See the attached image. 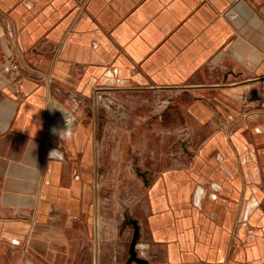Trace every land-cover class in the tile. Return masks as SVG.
<instances>
[{
    "label": "crops",
    "instance_id": "0c3cea01",
    "mask_svg": "<svg viewBox=\"0 0 264 264\" xmlns=\"http://www.w3.org/2000/svg\"><path fill=\"white\" fill-rule=\"evenodd\" d=\"M127 217L149 264H264V0H0V264H127Z\"/></svg>",
    "mask_w": 264,
    "mask_h": 264
},
{
    "label": "clouds",
    "instance_id": "9594fccd",
    "mask_svg": "<svg viewBox=\"0 0 264 264\" xmlns=\"http://www.w3.org/2000/svg\"><path fill=\"white\" fill-rule=\"evenodd\" d=\"M51 111L59 110L63 114L65 120V126L63 128H57L53 126L51 132L60 138L61 142H70L73 136V129L75 125V117L71 116L63 107L59 105L49 107ZM50 159H57L62 157V153L58 149H52L49 152Z\"/></svg>",
    "mask_w": 264,
    "mask_h": 264
},
{
    "label": "water",
    "instance_id": "95a60500",
    "mask_svg": "<svg viewBox=\"0 0 264 264\" xmlns=\"http://www.w3.org/2000/svg\"><path fill=\"white\" fill-rule=\"evenodd\" d=\"M182 145L186 147L187 142H183ZM137 172L141 177L145 179L144 181L147 184L148 182L147 174L145 172H142L140 168H137ZM132 224L134 228V233L129 247V259L127 261V264H149L146 259L140 256L138 251V244L140 239V227L137 221H133Z\"/></svg>",
    "mask_w": 264,
    "mask_h": 264
},
{
    "label": "rangeland",
    "instance_id": "374dc122",
    "mask_svg": "<svg viewBox=\"0 0 264 264\" xmlns=\"http://www.w3.org/2000/svg\"><path fill=\"white\" fill-rule=\"evenodd\" d=\"M135 171V170H134ZM138 180H136V178H135V180H133V182L130 184V188H131V194L132 195H135L136 194V192H137V189H138ZM124 191L121 189V196L119 197L120 199H123V197H124V193H123ZM119 193V192H118ZM119 200V199H118ZM115 207L113 206V207H110L109 208V206H106V207H104V208H108L107 209V211H110V210H116V209H122V208H124V205H123V203L122 202H120V200L119 201H117L116 203H115ZM103 208V207H102ZM104 210H102V212H103ZM109 219V218H108ZM133 221H135L133 218H131V217H127L126 218V220H124L123 222H122V231H124V229L125 228H130V230L132 231V238H133V233H134V228H133V224H132V222ZM132 238H131V241H132ZM131 241H130V243H131Z\"/></svg>",
    "mask_w": 264,
    "mask_h": 264
},
{
    "label": "built area",
    "instance_id": "2783aa9c",
    "mask_svg": "<svg viewBox=\"0 0 264 264\" xmlns=\"http://www.w3.org/2000/svg\"><path fill=\"white\" fill-rule=\"evenodd\" d=\"M11 70L13 72H17L19 70V65L17 63H13L11 66Z\"/></svg>",
    "mask_w": 264,
    "mask_h": 264
}]
</instances>
